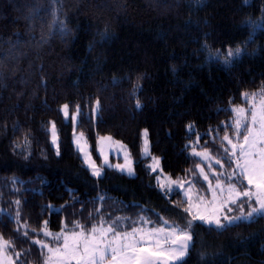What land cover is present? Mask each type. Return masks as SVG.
I'll return each instance as SVG.
<instances>
[{"label": "trees", "instance_id": "obj_1", "mask_svg": "<svg viewBox=\"0 0 264 264\" xmlns=\"http://www.w3.org/2000/svg\"><path fill=\"white\" fill-rule=\"evenodd\" d=\"M261 25L264 0H0V236L25 252V264L41 262L17 212L30 232L44 221L59 232L62 222L84 221L108 203L181 227L192 221L180 193L159 189L144 166L141 130L162 171L185 177L193 165L188 140L201 134L202 147L215 150L232 132L231 106L264 86ZM64 104L78 111L77 129L93 152L102 135L127 145L134 176L90 173ZM190 230L191 246L177 264H264V218L224 229L192 221Z\"/></svg>", "mask_w": 264, "mask_h": 264}, {"label": "snow or ice", "instance_id": "obj_2", "mask_svg": "<svg viewBox=\"0 0 264 264\" xmlns=\"http://www.w3.org/2000/svg\"><path fill=\"white\" fill-rule=\"evenodd\" d=\"M240 52L239 48L228 50L224 55V63H230L233 58L240 55ZM242 98L248 103V107L234 106L231 109L232 130L237 139L234 141L226 132L223 141L227 146L221 145L231 164L236 166L227 176L228 182L220 179L225 173H213L217 176L215 186H213L204 169L199 164L196 165L200 175L209 184L208 191L212 193V201L208 202V206L212 207L213 211L210 214L199 211L193 214L191 187L194 182H188L189 189L184 193L188 206L183 210L192 216L193 220H200L210 226L214 225L216 229H224L237 221L264 218V86L259 92L242 93ZM137 107H140L139 101H137ZM68 108V105H64L61 109L66 118L69 115ZM98 108L99 101H97L96 108L92 109L93 113L97 112ZM77 115L71 117L74 126L77 122ZM50 132L52 144L57 146V155H59L58 134L54 123L51 124ZM143 135L145 136L144 153L149 155L146 130ZM82 140H84L83 132L75 136L74 143L83 155L85 165L91 169L92 175L99 177L102 174V168L92 160L91 155L86 151V143L81 144ZM100 140L111 141L112 137H101ZM103 154L101 149V155ZM192 154L205 161L213 160L210 151L206 148L201 151L193 149ZM152 161L148 167L152 172H156L160 163L159 158L152 157ZM105 163L107 164L106 159ZM215 163L220 164L221 168L224 167L219 158H215ZM114 167L128 175H134L132 161L127 154L125 164H117ZM209 170H211V165H209ZM156 179L162 191L171 192L173 185L184 188L185 181L165 177L167 181L165 183L160 176ZM245 182L246 186H244ZM198 201L195 205L197 208L205 203V198L198 196ZM217 201H219L218 207H216ZM15 203L19 205L20 201L17 200ZM245 204L249 209L246 214ZM232 206L239 208L240 215L229 216L226 213L223 216L220 215L224 209L227 213H231ZM49 209L54 210L52 206H49ZM16 215L19 224L20 213L17 212ZM125 219L127 218L117 217L105 220L101 217L90 226L74 221L71 230L62 222L61 230L55 233L49 230L48 222L44 221L38 230L33 229V231H37L38 234L42 233L46 239H32V243L42 249L43 264H177L187 254L193 238L189 231L192 221H188L186 226L181 227L166 217H159L158 221L154 222L146 216H140L131 222V227L126 229V226L120 223ZM21 227L26 228L28 225L25 222ZM23 235L27 237L28 232H24ZM10 248L13 249L12 253H9ZM23 254V252L14 250L13 241L5 240L3 236H0V264H16Z\"/></svg>", "mask_w": 264, "mask_h": 264}, {"label": "rangeland", "instance_id": "obj_3", "mask_svg": "<svg viewBox=\"0 0 264 264\" xmlns=\"http://www.w3.org/2000/svg\"><path fill=\"white\" fill-rule=\"evenodd\" d=\"M257 92H259V91H257ZM64 105H67V104H64ZM234 106L248 107V103L246 102L245 104H241V105H233V106H231V109ZM61 109H62V107H61ZM61 113H62L64 119L72 124V143H73L74 147L76 148V150L78 151L77 146L74 143L75 136H79V134L81 133V131H79L77 129V124L79 122V114L77 115L78 111H73L72 112L68 108L69 115H68L67 118L65 117V114H64L63 111H61ZM73 115H77V122H76L75 126H74V123H73V121L71 119V117ZM50 128H51V125L49 126V129H48L49 133H50V142H51L52 147L54 148V150L57 153V146H54L52 144ZM145 130L147 131V129H142L141 130L140 155H141V157L143 159H146V161H144V166L147 168V170H149V172L154 174L155 183L157 182V184H158V181L156 179L157 176H160L161 180H164L165 183H167V181L165 180V177L170 178L171 180L185 181L183 189L180 188L177 185H173L172 186L173 190L171 192H167L166 190L164 192L168 193V195H170V196L171 195L174 196L175 192H179L181 197L183 198V200L186 202V207H187L188 206L187 197L185 196L184 193H185V190L189 189V183L188 182H194V184L191 187V195H192V198H193V207H192L191 210H192L193 214H196L198 211L201 212V213L207 212V213L210 214L213 211V208L208 206V202L212 201V193L210 191H208L209 184L200 175V171L196 168V165L199 164L200 167L204 169L205 174L208 175L209 180L212 181V183H213V186H215V181L217 179V176L214 175L213 173H217V174L221 173V172L225 173V175L221 176L220 179L222 181L228 182L227 181V176L232 173L233 169H235L236 166H235V164H231V161L228 159L226 153L224 152V148L221 147L222 144L227 146L226 142L223 141V136L220 138V140H221L220 144L215 141L214 144L217 146V148L215 150L206 148V149H208L210 151V154L213 157V160H211V161L202 160L199 157L194 156L192 154L193 149H195L196 151H201L202 149H205V147H202V143H203V141H206V140L205 139L203 141L200 140L201 134L193 136L190 140H188V143H187V146L189 148L188 156L191 159L193 165H192L190 171L188 172V174L185 177L172 178V177H170L169 175H167L166 173H164L162 171L161 161H160L159 157L158 158H159L160 163H159V167H158L156 172H152L151 169L148 167V165L153 162L152 161V157H157V156H154L151 153L150 142H149V138H148V131H147V137H146L147 142H148L147 152L150 153V154L146 155L144 153L145 136L143 134H144ZM74 131H75V136H74ZM189 131L192 132L193 128L189 127ZM227 133L229 134L230 138L233 139L234 141L237 139V137H235L233 135V130H232L231 133L230 132H227ZM107 136L108 135H102V136H99L97 138V142H96V145H95V148H94L95 152H93L92 146H91L90 142L88 141V139L86 138L85 135H84V140L81 141V144H85L86 143V151L91 155L92 160L96 163L97 166L102 168L101 176L104 174V171H105L106 168H112V169L117 170L114 167L115 165H117V164H121V165L125 164V155L126 154L130 157V159L132 161V168L134 170V175H135V173H136L135 161H134V158H133L129 148L127 147V145L124 144L122 141L116 140L114 138H112L111 141H101L100 140L101 137H107ZM211 140L214 141V138L211 137ZM121 146H123V147H121ZM58 148H59V145H58ZM101 149L103 150V153H104L103 155H101ZM79 154H80V157H81V159L83 161L84 166L88 168V166L85 165V163H84L83 155L80 152H79ZM215 158H219L221 160V163L224 164L223 168H221L220 164L215 163ZM105 159L107 160V164L105 163ZM109 165H111V166H109ZM209 165H211V170H209ZM88 170L92 174L91 169L88 168ZM117 171H119V170H117ZM119 172H121V171H119ZM121 173H124V174L128 175L126 172H121ZM134 175H128V176H134ZM101 176H99V177H101ZM244 186H246V182L244 183ZM159 189H161V188L159 187ZM217 191H219V190L217 189ZM198 196H202V197L205 198V203L199 208H197L195 206L199 202L198 201ZM253 203H254V201H253ZM107 205L106 204H105V206L99 205L91 213H90V211H88L86 214L90 213L91 215L89 214L88 219H85L84 221H80V222L85 224L86 226H90L92 223H96L101 217H103L105 220L116 219L117 217H121V218H127L125 220L120 221V223L125 225L126 229H127V228L131 227V222L133 220H136L140 216H146V217L152 219L154 222L158 221V219L160 217V216L156 215V218H155L152 215H147L146 213L142 212L141 210H139L137 208L127 209L125 207V209H124L123 207H120V209H119L118 207L111 208V207H109V205L108 206ZM218 206H219V201H217V204H216V207H218ZM232 207H233V211L231 213H227V210L224 209V210L221 211L220 215L223 216L225 213L227 215H229V216L240 215L239 208L237 206H232ZM97 210H99V211H97ZM247 211H249V209H248L247 205L245 204V214L247 213ZM13 218L16 220L17 227L22 231V234L24 232H28V236L27 237H28V242L31 245L30 250L32 249L33 253H37L38 259L40 260L41 264H43V257L41 255L42 249L39 246L33 244L32 243V239H46V238L43 237L42 233L38 234L37 231H31L30 232V231L27 230V227L26 228H22L21 225L25 224V222L23 220L21 221L20 217H19L20 223L18 224L17 223V215L16 214L13 215ZM191 219H192V216H191ZM192 221H200V220H193L192 219ZM200 222H202V221H200ZM237 222H239V221H237ZM177 225H179V224H177ZM67 227H68L69 230H71L73 228V225H67ZM148 227H151V225H148ZM189 231L191 233L190 229H189ZM48 242L49 243H54L53 241H48ZM191 243H192V241L190 242V246H191ZM12 252H13V249L10 248L9 249V253H12ZM28 252L31 253V251H29V250H28ZM16 264H25V260L22 257H20L19 261H17ZM30 264H34V263H30Z\"/></svg>", "mask_w": 264, "mask_h": 264}]
</instances>
